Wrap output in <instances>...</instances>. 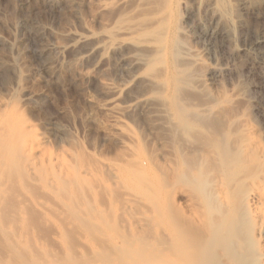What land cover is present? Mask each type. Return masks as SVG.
Here are the masks:
<instances>
[{
  "label": "bare ground",
  "instance_id": "obj_1",
  "mask_svg": "<svg viewBox=\"0 0 264 264\" xmlns=\"http://www.w3.org/2000/svg\"><path fill=\"white\" fill-rule=\"evenodd\" d=\"M191 1L24 0L15 9L21 16L12 26L26 31L27 43L39 42L26 55H53L41 67L57 83L63 75L91 76L105 57L117 61V73L139 66L148 93L131 89L119 103L124 90L105 83L118 97L87 102L117 123L138 106H155L169 147L148 136L158 146L152 164L135 134L116 125L104 135L113 158L88 153L64 126L56 129L63 144L52 148L23 112L42 106L47 94L1 98L0 264H264V142L249 114L239 113L243 90L206 88L228 71L206 67L194 44L220 37L230 48L244 29L238 13L252 3L209 0L208 28ZM65 12L72 20L60 31ZM255 38L251 49L264 47V35ZM11 45L0 37V47ZM20 59L17 89L30 76Z\"/></svg>",
  "mask_w": 264,
  "mask_h": 264
},
{
  "label": "rangeland",
  "instance_id": "obj_2",
  "mask_svg": "<svg viewBox=\"0 0 264 264\" xmlns=\"http://www.w3.org/2000/svg\"><path fill=\"white\" fill-rule=\"evenodd\" d=\"M23 2L24 0H0V37L5 39L10 45L14 44L15 47L17 46V48L12 45L11 47H0V99L11 100L12 93L16 92L14 100L21 102L23 100L22 93L28 90L32 93L36 92V94L40 92L47 94L49 98L42 103V106L40 105L37 109L24 106L23 112L37 125L39 133L45 134L50 138L49 146L52 148H55L57 144H63L61 143L63 140L56 129L58 126H64L73 135L74 142L80 146L82 145L81 147L88 153L113 158L115 155L113 154L114 156H112L111 153H115L116 150L113 148L112 142L105 138L104 135L113 132L114 127L118 125L135 134L138 141L137 144L140 143L142 146L144 156L148 158L150 163L154 164L157 158L158 146L148 144L146 141L147 137L151 136L154 139L164 138L165 148L169 147V136L164 134L161 125L157 122V119L161 118L157 117L156 113H151L155 106L150 104L138 106L134 109L131 116L123 115L120 117L119 123H117L111 113L100 111L94 105L88 104L89 101H92L99 105H104L118 97V95L104 90L105 83L112 84L113 87L119 90H124L123 94L117 99L119 103L126 100L127 92L131 89L136 95H145L152 89V86L143 78V70L139 66H133L130 68V74L123 73L120 70L119 74L116 70L119 67L117 61L105 57L91 76L80 78L76 81L71 75H63L61 82H55L42 71L41 67L47 60H52L53 55L46 58L37 57L32 53L26 55V50L29 52L36 51L39 42L32 40L27 43L26 31L24 29H15L12 26L11 21L17 14L15 9L23 7V4H25ZM251 3V10H241L238 13L244 23V29L239 34H236L230 48L224 49L226 47L220 37H201L194 41V44L203 53L205 66L210 67L218 64L224 67L226 72L228 71L218 81L207 82L209 85L206 84V88L209 87L214 93L243 90L244 97L239 104V113L249 114L251 118H248L249 121L251 119L250 123L255 128L256 136L264 142V47L257 50L251 49L252 42L256 40L255 37L259 36V34L264 35V0H251ZM208 4L209 0H192L190 2V7L194 10L196 9L195 12H197L198 18L209 28L212 21L211 15L207 11ZM231 4L234 6L235 2L233 1ZM34 5L33 7L36 6ZM27 14L28 16L26 15V17H29V12ZM63 14L60 23L56 25L60 31H63L72 20L69 19L68 12ZM20 16V14H17V17ZM38 16L40 14L37 15V18ZM183 19L184 15H181L179 24L183 23L182 26L185 25L187 27ZM63 40L62 38L61 41ZM18 49L24 50L23 53L22 51L17 53L19 52ZM232 50L234 54H232ZM19 58L22 59L19 61L24 62L27 68L23 70V74H29L30 76L27 75V80H24L27 81V84L23 81L24 83H21V87H18L20 89H17L18 70L13 64ZM26 70H29V73ZM133 75H135L134 78H132ZM199 142L203 147L208 144V140L205 138H199ZM108 151H110L109 154ZM190 161L193 163L192 165L201 162L198 157Z\"/></svg>",
  "mask_w": 264,
  "mask_h": 264
}]
</instances>
